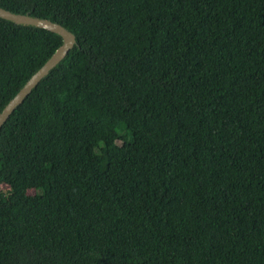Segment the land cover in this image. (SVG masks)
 Wrapping results in <instances>:
<instances>
[{
	"label": "trees",
	"instance_id": "1",
	"mask_svg": "<svg viewBox=\"0 0 264 264\" xmlns=\"http://www.w3.org/2000/svg\"><path fill=\"white\" fill-rule=\"evenodd\" d=\"M0 7V264H264V0Z\"/></svg>",
	"mask_w": 264,
	"mask_h": 264
},
{
	"label": "water",
	"instance_id": "2",
	"mask_svg": "<svg viewBox=\"0 0 264 264\" xmlns=\"http://www.w3.org/2000/svg\"><path fill=\"white\" fill-rule=\"evenodd\" d=\"M0 18L14 22L18 25H28L42 28L59 35L62 39L61 46L54 54L44 63L31 78L21 88L17 95L6 105L0 113V130L12 113L24 102L33 89L44 79V77L65 57L67 52L75 45L74 35L61 25L51 22L50 20L32 17L30 15L16 14L0 7Z\"/></svg>",
	"mask_w": 264,
	"mask_h": 264
}]
</instances>
